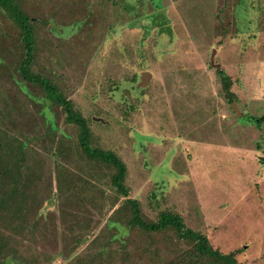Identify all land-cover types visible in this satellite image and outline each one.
Here are the masks:
<instances>
[{"label": "rangeland", "instance_id": "obj_1", "mask_svg": "<svg viewBox=\"0 0 264 264\" xmlns=\"http://www.w3.org/2000/svg\"><path fill=\"white\" fill-rule=\"evenodd\" d=\"M11 1L31 17L32 72L84 118L88 147L124 164L142 217L173 212L219 252L238 250V263L264 264V123L248 120H264V0ZM0 18L10 44L18 32ZM0 58V174L12 176L0 197L13 190L0 205V258L164 264L178 254L168 232L127 224L112 170L88 161L61 109H40L42 91Z\"/></svg>", "mask_w": 264, "mask_h": 264}, {"label": "trees", "instance_id": "obj_2", "mask_svg": "<svg viewBox=\"0 0 264 264\" xmlns=\"http://www.w3.org/2000/svg\"><path fill=\"white\" fill-rule=\"evenodd\" d=\"M0 13L14 25L18 32V36L9 44L3 28L0 29V43L5 46L6 51L0 52V56L10 55L11 61L15 63L16 71L20 79L30 85H35L42 91L43 97L39 99L40 109H45V100L49 104H54L61 109L64 114V122L74 125L77 128L76 140L82 155L91 162L102 164L112 170L110 175V185L115 193L123 198L124 203L128 207L127 214L129 215L127 224L131 227L139 229L145 233H162L168 232L181 245L180 250L172 259L164 264H240L235 260V255L238 250H233L227 253H221L213 248L207 238L199 232L192 231L184 226L181 218L170 211H161L157 214L155 221H149L142 217L138 203L134 199L127 198L128 190L124 185L125 166L124 164L109 151H103L98 148H89V130L84 118L73 110L69 100L61 95L58 89L46 78L32 72V57H33V29L31 17L14 4L11 0H0ZM1 19V18H0ZM7 60V59H6ZM0 58V66L2 65ZM221 80L223 90L228 91L230 87V79L218 67L215 70ZM230 103V108L234 111L235 116H239L233 108V102ZM241 116V115H240ZM248 120L255 126L264 123L262 118H250ZM11 177H5L0 174V183L5 184ZM14 188V187H13ZM3 187H0L2 191ZM13 191V190H12ZM12 191L5 197L1 195L0 205L4 204L10 198ZM1 209V207H0ZM4 255V254H3ZM6 257V256H5ZM4 257V258H5ZM0 258V264H13L12 259Z\"/></svg>", "mask_w": 264, "mask_h": 264}, {"label": "water", "instance_id": "obj_3", "mask_svg": "<svg viewBox=\"0 0 264 264\" xmlns=\"http://www.w3.org/2000/svg\"><path fill=\"white\" fill-rule=\"evenodd\" d=\"M150 77L149 74L143 73L140 78V84L139 85H145L147 79ZM235 110V109H234ZM264 162V159H263Z\"/></svg>", "mask_w": 264, "mask_h": 264}]
</instances>
